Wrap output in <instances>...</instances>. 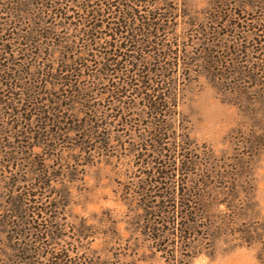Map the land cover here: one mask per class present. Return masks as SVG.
I'll list each match as a JSON object with an SVG mask.
<instances>
[{
  "label": "rangeland",
  "instance_id": "374dc122",
  "mask_svg": "<svg viewBox=\"0 0 264 264\" xmlns=\"http://www.w3.org/2000/svg\"><path fill=\"white\" fill-rule=\"evenodd\" d=\"M101 1L137 29L90 46L96 0H0V264H260L264 0Z\"/></svg>",
  "mask_w": 264,
  "mask_h": 264
},
{
  "label": "trees",
  "instance_id": "16d2710c",
  "mask_svg": "<svg viewBox=\"0 0 264 264\" xmlns=\"http://www.w3.org/2000/svg\"><path fill=\"white\" fill-rule=\"evenodd\" d=\"M97 2H90L88 5V8L90 9L89 12L87 13V15L82 16L80 15L77 19V22L80 23V20H83L82 23L85 27H87V29L84 30L85 32V37L84 38L86 41L88 42L89 45L91 46V42L92 41H96V44H98L97 42H99L102 39V34L103 35H111V36H116L117 34H122L124 32H129V30H135L137 28L131 27V21L132 18H134V13L132 10V7H128L127 5L124 6V8L122 7L121 10L119 11V16L117 17V21L115 22V20L110 19L108 16H105L103 13V8L102 6H106V9H110V6L107 7V5H102L101 0H96ZM127 1H131V0H127ZM106 2V1H103ZM106 14H109L108 12ZM147 17V16H146ZM158 18V17H157ZM106 19V20H105ZM146 19V18H145ZM144 19V21H145ZM153 19V17L151 18L148 15V20ZM109 20L110 22L108 23ZM98 21L101 22V24L104 21H107L106 26L108 29V32H110V34H107V31H103L102 27L103 25H99ZM152 27V26H149ZM119 28H125V31H120ZM129 29V30H128ZM137 34H133L129 37L130 41H134L137 43V45H140L141 42L138 41V39H136ZM97 39V40H96ZM129 42V41H128ZM142 45V44H141ZM113 47V51L116 54L117 52L122 50V47L114 44L112 45ZM139 47V46H138ZM67 51H72L71 50V46L66 47ZM69 48V49H68ZM143 49H141L142 51ZM158 96L155 95H145L143 97L144 100H146L147 104L149 105L150 108L153 109H157V103L159 100H157ZM157 112V111H156ZM205 181H202L201 183L203 184ZM197 184L196 186H194L192 188L193 191L188 190V193H183L180 197L178 201H175L174 204L172 205V207L174 208V212H179L181 214V223L178 227H175V231H179V235L177 238L179 239H187L189 238L188 233L193 234V228L197 226V218L202 217V218H211L213 216H211V209H210V205H209V201H204L202 199V194H204L205 192L207 193L208 191L205 190V185L206 184ZM205 186V187H204ZM236 188V187H234ZM233 189V188H232ZM232 193L234 194L235 191L233 190ZM232 194V195H233ZM167 196H165L166 198ZM176 198V197H175ZM174 198V199H175ZM203 200V201H202ZM227 206H232V205H228V203L226 204ZM160 210V209H159ZM173 212V213H174ZM199 215V216H198ZM208 216V217H207ZM191 218V219H190ZM227 223H229L230 221H225ZM176 224V222H175ZM239 232L241 234H243L244 240L246 242H249L252 239L255 241L257 240H261V234H259L257 231H250L248 228H244V229H239ZM257 259L259 261L260 264H264V242H262V247L258 250L257 253Z\"/></svg>",
  "mask_w": 264,
  "mask_h": 264
}]
</instances>
